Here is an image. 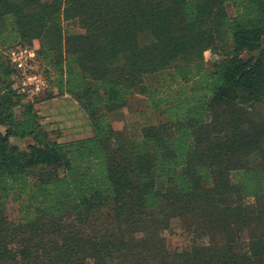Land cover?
<instances>
[{
	"label": "trees",
	"instance_id": "obj_1",
	"mask_svg": "<svg viewBox=\"0 0 264 264\" xmlns=\"http://www.w3.org/2000/svg\"><path fill=\"white\" fill-rule=\"evenodd\" d=\"M36 40L26 100L7 52ZM137 93L165 120L126 137ZM67 94L93 133L56 141L37 104ZM0 126V264H264V0H0Z\"/></svg>",
	"mask_w": 264,
	"mask_h": 264
},
{
	"label": "rangeland",
	"instance_id": "obj_2",
	"mask_svg": "<svg viewBox=\"0 0 264 264\" xmlns=\"http://www.w3.org/2000/svg\"><path fill=\"white\" fill-rule=\"evenodd\" d=\"M50 1V0H48ZM229 14L234 13L233 4L227 3ZM72 22H67L65 27H71ZM39 45V41H35ZM30 46L28 43H18L14 46ZM206 58L211 57L209 51L206 52ZM250 54L246 53L245 57ZM158 81L157 79H154ZM40 115V122L49 137L56 141H70L73 139L84 138L93 133L88 115L86 114L82 101L74 95H64L52 99L41 101L37 104ZM165 120V114L158 110H153L148 105L147 96L144 94H133L129 98V103L123 109L113 113V126L116 130L123 133L126 137L138 135L142 123L150 121L157 124ZM0 129L4 130L0 126ZM13 144L26 148L32 142L31 138H12ZM15 208L8 209V214L13 217ZM193 230V220L174 218L171 222L170 231H167V244L170 252L177 251L187 246L191 241ZM249 246L247 235L240 237L235 245L237 251H246Z\"/></svg>",
	"mask_w": 264,
	"mask_h": 264
},
{
	"label": "built area",
	"instance_id": "obj_3",
	"mask_svg": "<svg viewBox=\"0 0 264 264\" xmlns=\"http://www.w3.org/2000/svg\"><path fill=\"white\" fill-rule=\"evenodd\" d=\"M38 45L16 46L8 50L7 58L14 70V88L26 100H34L48 88V80L37 59Z\"/></svg>",
	"mask_w": 264,
	"mask_h": 264
}]
</instances>
